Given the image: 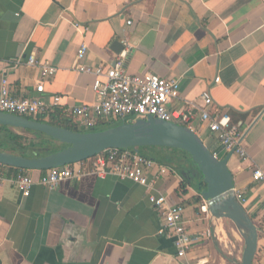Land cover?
Masks as SVG:
<instances>
[{
  "label": "crops",
  "instance_id": "crops-1",
  "mask_svg": "<svg viewBox=\"0 0 264 264\" xmlns=\"http://www.w3.org/2000/svg\"><path fill=\"white\" fill-rule=\"evenodd\" d=\"M115 43L129 46L128 74L178 79L179 98L169 109L200 106L208 92L209 113L229 116L242 131L245 159L229 156L196 110L189 123L219 159L229 156L233 190L258 231L253 264H264V184L251 179L253 168L264 171V0H0V73L16 98L51 103L58 96L57 108L68 113L93 104L95 77L75 70L77 52L85 44L83 65L107 69L122 52H114ZM30 55L57 68L41 94L38 71L14 67ZM1 172L36 182L45 171ZM182 176L175 170L155 187L170 206H184L191 232H210L185 258L161 233L162 216L144 187L85 176L54 189L35 183L27 197L14 184L0 185V264H240L241 251L218 243L212 233L218 220L200 213L199 191Z\"/></svg>",
  "mask_w": 264,
  "mask_h": 264
},
{
  "label": "built area",
  "instance_id": "built-area-1",
  "mask_svg": "<svg viewBox=\"0 0 264 264\" xmlns=\"http://www.w3.org/2000/svg\"><path fill=\"white\" fill-rule=\"evenodd\" d=\"M74 28H79L74 24ZM117 56L113 66L103 68H88L83 65L87 53V46L82 44L77 52L75 70L95 77L92 90L93 104H83L69 110L73 125L79 132L102 130L123 122H134L138 119L152 117L166 122H176L184 125L194 133L189 125L194 117L193 110L201 126H205L210 133L216 134L218 144L226 152L234 153L240 159L246 158V151L241 146L242 131L231 124L227 115H211L207 110L212 103L208 92L201 94L202 105L190 104L185 110H172L168 105L179 98V81L174 78H161L150 73L142 75L128 74L124 69V62L128 55L129 46ZM24 65L38 71L39 84L35 90L43 92V85L57 71L50 63L39 62L33 55L25 61L15 60L14 67ZM60 98L55 96L51 103L40 97L16 98L12 95L11 84L5 73H0V112L25 118H36L48 115L57 107ZM104 128V129H105ZM218 156L217 153H212ZM0 164V185L4 182L14 184L23 196H28L31 187L36 183L47 189H54L60 182L79 180L85 176L105 178L112 176L120 180H129L144 187L148 191L149 204L161 214L162 234L172 240L177 258L186 255L199 243L209 237L210 232H191L185 224V208L182 204L170 206L163 194L156 190L158 177L174 174L171 170L157 162L141 155L134 149H109L103 153L82 161L66 165L61 168L46 170L36 182L32 177L18 173L11 178H5ZM254 183L264 184V171L255 167L251 172ZM233 195L242 204L241 195L233 190ZM201 214L209 216L205 202L199 207Z\"/></svg>",
  "mask_w": 264,
  "mask_h": 264
},
{
  "label": "water",
  "instance_id": "water-1",
  "mask_svg": "<svg viewBox=\"0 0 264 264\" xmlns=\"http://www.w3.org/2000/svg\"><path fill=\"white\" fill-rule=\"evenodd\" d=\"M114 48L116 54L123 49L119 43H115ZM0 126L35 132L65 146L56 152L33 158L0 151V164L18 170L41 172L61 168L93 158L109 149L155 147L187 153L205 185L199 196L207 204L209 215L216 220H228L234 225L243 240L240 264H253L258 231L233 195V176L227 162L234 150L229 156L219 159L186 126L152 117L115 124L97 131L76 132L0 112Z\"/></svg>",
  "mask_w": 264,
  "mask_h": 264
},
{
  "label": "trees",
  "instance_id": "trees-1",
  "mask_svg": "<svg viewBox=\"0 0 264 264\" xmlns=\"http://www.w3.org/2000/svg\"><path fill=\"white\" fill-rule=\"evenodd\" d=\"M30 119L70 131L79 132L73 125L69 113L63 112L57 107L53 108V110L46 116H39ZM17 132L30 134L32 137H24ZM64 147V145L54 142L47 136L35 132L22 130L14 131L6 126H0V151L2 152H9L23 157L33 158L56 152ZM137 150L141 155L151 158L159 165L178 171V173L184 176L183 182L194 189H197L199 194L200 191L204 190L205 185L202 181L200 172L197 171L196 166L193 164L191 157L187 153L176 149L155 147L140 148ZM196 202H200L199 207L202 205L200 196L196 197Z\"/></svg>",
  "mask_w": 264,
  "mask_h": 264
},
{
  "label": "rangeland",
  "instance_id": "rangeland-1",
  "mask_svg": "<svg viewBox=\"0 0 264 264\" xmlns=\"http://www.w3.org/2000/svg\"><path fill=\"white\" fill-rule=\"evenodd\" d=\"M26 135L32 136L28 134ZM212 233L215 234L216 240L218 238L217 240L218 243H220L224 249L228 250L234 247L236 250H240L242 254L243 240L240 234L238 233L237 229L230 221L228 220L216 221V223L212 226Z\"/></svg>",
  "mask_w": 264,
  "mask_h": 264
}]
</instances>
